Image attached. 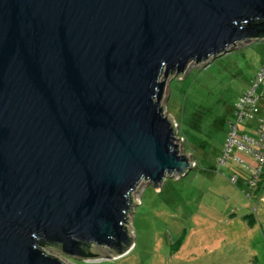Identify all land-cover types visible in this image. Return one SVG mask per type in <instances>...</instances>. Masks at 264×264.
Wrapping results in <instances>:
<instances>
[{"label": "water", "instance_id": "obj_1", "mask_svg": "<svg viewBox=\"0 0 264 264\" xmlns=\"http://www.w3.org/2000/svg\"><path fill=\"white\" fill-rule=\"evenodd\" d=\"M251 40L264 0H0V264L126 253L132 193L192 168L167 79Z\"/></svg>", "mask_w": 264, "mask_h": 264}, {"label": "rangeland", "instance_id": "obj_2", "mask_svg": "<svg viewBox=\"0 0 264 264\" xmlns=\"http://www.w3.org/2000/svg\"><path fill=\"white\" fill-rule=\"evenodd\" d=\"M261 67L264 41L251 40L167 79L163 113L178 132L179 153L192 168L167 177L159 192L142 183L132 193L139 204L127 217L133 244L126 253L95 245L91 247L111 259L66 258L50 246L44 252L64 264H264V189L258 188L257 201L255 188L243 183L245 166L254 163L239 153L242 165L232 159L222 167L217 163L234 104ZM256 125L255 120L244 122L238 131L253 134Z\"/></svg>", "mask_w": 264, "mask_h": 264}, {"label": "built area", "instance_id": "obj_3", "mask_svg": "<svg viewBox=\"0 0 264 264\" xmlns=\"http://www.w3.org/2000/svg\"><path fill=\"white\" fill-rule=\"evenodd\" d=\"M264 92V67L259 69L253 78L252 86L243 90L234 104L233 121L228 122L226 136L223 141L221 156L217 159L219 166H225L229 159L242 165L243 160L236 153L242 154L254 164L245 166L246 183L250 188L264 189V114L261 113L259 102ZM256 121L253 134L239 133L238 125L244 122ZM238 175L234 174L230 181L234 184Z\"/></svg>", "mask_w": 264, "mask_h": 264}, {"label": "trees", "instance_id": "obj_4", "mask_svg": "<svg viewBox=\"0 0 264 264\" xmlns=\"http://www.w3.org/2000/svg\"><path fill=\"white\" fill-rule=\"evenodd\" d=\"M261 68H262V67H261ZM261 68H259V69H261ZM259 69H258V70H259ZM258 70H257V71H258ZM251 86H252V82H251ZM251 86H250V87H251ZM250 87H248V88H250ZM259 89H260V88H259ZM259 93H260V94H263L264 92L261 91V92H259ZM262 99H263V97H262ZM262 99H261V100H262ZM259 108H260V107H259ZM256 124H257V123H256ZM218 158H219V157H218ZM217 163H218V162H217ZM219 167H222V166H219ZM262 180H264V179H262ZM255 190H256V191H255ZM254 191L257 193V201H260V199H259V195H258V194H259V193H258V188H255Z\"/></svg>", "mask_w": 264, "mask_h": 264}, {"label": "crops", "instance_id": "obj_5", "mask_svg": "<svg viewBox=\"0 0 264 264\" xmlns=\"http://www.w3.org/2000/svg\"><path fill=\"white\" fill-rule=\"evenodd\" d=\"M236 175H238L237 173H236ZM160 189V188H159Z\"/></svg>", "mask_w": 264, "mask_h": 264}, {"label": "clouds", "instance_id": "obj_6", "mask_svg": "<svg viewBox=\"0 0 264 264\" xmlns=\"http://www.w3.org/2000/svg\"><path fill=\"white\" fill-rule=\"evenodd\" d=\"M184 155V154H183ZM160 188V187H159Z\"/></svg>", "mask_w": 264, "mask_h": 264}]
</instances>
